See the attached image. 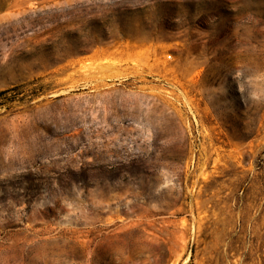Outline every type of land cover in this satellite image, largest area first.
<instances>
[{"label":"rangeland","instance_id":"rangeland-1","mask_svg":"<svg viewBox=\"0 0 264 264\" xmlns=\"http://www.w3.org/2000/svg\"><path fill=\"white\" fill-rule=\"evenodd\" d=\"M0 264H264V0H0Z\"/></svg>","mask_w":264,"mask_h":264}]
</instances>
